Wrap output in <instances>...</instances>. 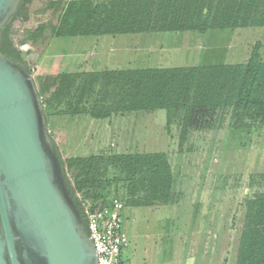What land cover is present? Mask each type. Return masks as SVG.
<instances>
[{
    "label": "trees",
    "instance_id": "1",
    "mask_svg": "<svg viewBox=\"0 0 264 264\" xmlns=\"http://www.w3.org/2000/svg\"><path fill=\"white\" fill-rule=\"evenodd\" d=\"M32 1L23 0L0 30V52L30 74L13 46L10 28L16 20L30 19L27 5ZM48 9L57 16L50 27L55 38L264 29V0H52L41 12ZM48 28L42 23L26 30L19 45L42 40ZM259 50L257 43L244 63L61 72L37 75L34 83L47 125L51 111L100 121L134 112L164 111L167 127L172 122L179 127L181 150L190 133L216 128L225 115L230 132L264 128V61ZM55 147L82 217L85 203L95 209L108 206L111 188L115 190L120 183L125 189L121 200L127 208L177 202L167 153L88 155L63 161ZM109 170L117 175L110 177ZM259 177L262 189L243 202L234 264H264V174Z\"/></svg>",
    "mask_w": 264,
    "mask_h": 264
},
{
    "label": "rangeland",
    "instance_id": "2",
    "mask_svg": "<svg viewBox=\"0 0 264 264\" xmlns=\"http://www.w3.org/2000/svg\"><path fill=\"white\" fill-rule=\"evenodd\" d=\"M49 1L33 0L27 5L30 19L16 20L10 28L13 46L33 79L61 72L244 63L257 43L264 61V29L55 38L50 27L56 14L41 12ZM42 23L49 26L42 40L19 45L26 30ZM228 121L225 115L216 128L190 133L181 150L179 127L175 122L167 127L164 111L96 122L86 116L69 121L67 114L51 111L47 128L63 161L88 155L168 154L178 197L173 205L127 208L122 183L110 190L108 199L123 204L129 264H234L244 199L262 189L264 128L230 132Z\"/></svg>",
    "mask_w": 264,
    "mask_h": 264
},
{
    "label": "water",
    "instance_id": "3",
    "mask_svg": "<svg viewBox=\"0 0 264 264\" xmlns=\"http://www.w3.org/2000/svg\"><path fill=\"white\" fill-rule=\"evenodd\" d=\"M23 0H0V30ZM32 75L0 52V264H97Z\"/></svg>",
    "mask_w": 264,
    "mask_h": 264
},
{
    "label": "built area",
    "instance_id": "4",
    "mask_svg": "<svg viewBox=\"0 0 264 264\" xmlns=\"http://www.w3.org/2000/svg\"><path fill=\"white\" fill-rule=\"evenodd\" d=\"M83 209L85 229L94 246L97 264H127L124 254L128 248V237L123 230L121 201L113 199L101 209L85 203Z\"/></svg>",
    "mask_w": 264,
    "mask_h": 264
},
{
    "label": "crops",
    "instance_id": "5",
    "mask_svg": "<svg viewBox=\"0 0 264 264\" xmlns=\"http://www.w3.org/2000/svg\"><path fill=\"white\" fill-rule=\"evenodd\" d=\"M145 35H147V34H145ZM141 36H143V35H141ZM135 37H139V36H135ZM102 38H104V39H106L105 37H102ZM109 38H111V37H109ZM97 39H101V38H97ZM147 68H160L159 66H149V67H137V68H134V69H116V70H136V69H147ZM93 71H98V70H93ZM80 117V116H79ZM87 117V116H86ZM73 118H69V121H71ZM91 122H96V121H100V120H94V119H91V118H88ZM129 250V248H127V250L126 251H128ZM124 260H125V262L127 263V264H129L130 263V260H129V252H128V255L126 254V252H125V254H124Z\"/></svg>",
    "mask_w": 264,
    "mask_h": 264
}]
</instances>
